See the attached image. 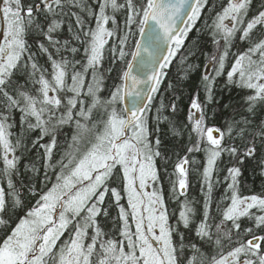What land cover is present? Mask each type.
<instances>
[{
	"label": "snow or ice",
	"instance_id": "1",
	"mask_svg": "<svg viewBox=\"0 0 264 264\" xmlns=\"http://www.w3.org/2000/svg\"><path fill=\"white\" fill-rule=\"evenodd\" d=\"M253 3L221 0L199 28L209 0H0V264H264V190L240 191L249 161L264 177V0L250 15ZM65 25L71 39H61ZM194 30L215 51L199 40L188 47ZM198 52L204 101L195 91L186 122L174 120L179 84L170 82L172 101L161 98L153 115L166 70L178 60L186 79ZM106 60L125 65L110 88ZM225 72L228 85L247 91L239 107L222 105L230 112L222 127L209 126ZM162 125L188 143L174 171L164 168L167 199ZM201 152L198 210L189 154ZM225 154L226 192L214 202Z\"/></svg>",
	"mask_w": 264,
	"mask_h": 264
},
{
	"label": "trees",
	"instance_id": "2",
	"mask_svg": "<svg viewBox=\"0 0 264 264\" xmlns=\"http://www.w3.org/2000/svg\"><path fill=\"white\" fill-rule=\"evenodd\" d=\"M221 3V0H209V4L206 6L203 14H202V20L197 22V25L199 28L204 27V21L207 20L209 23L211 22V17L214 15V12L218 10V5ZM261 7V0H254L252 12L250 15L255 14V12ZM61 39H71L70 34L67 31V25H65L64 31L61 34ZM199 40V47L204 52L212 53L215 51V45L211 42V37L207 35L205 32H197L193 31L189 34V40L186 41V44L188 47H194L192 41ZM114 41L110 40L109 43H113ZM72 43L75 45L76 42L72 41ZM132 43H129L128 51H132ZM243 45L240 44L237 47H234L232 49V52H238L243 50ZM69 58H71V55L69 53H65ZM130 55L126 58L129 60ZM79 58V57H77ZM45 58H40V62L44 63ZM190 63H193L195 65H199L198 68H195L194 70L190 71L188 73V77L186 79L180 80V77L184 75L183 71H181V66L179 64L178 60H174L173 63L169 66V68L166 70L168 75L163 79V82L160 86V92L156 94V97L153 101V112L152 114H155V110L157 107H159L161 98H163V102L165 105H168L173 98V93L171 90H167L168 84L171 82L173 85L179 84V91L175 93V95L180 96V99L176 101L178 105V111L173 117L174 120L179 121L181 123L186 122L187 117V111L190 105V100L195 93V91L199 90L200 93V100L201 102L204 101V92L202 88H199L200 85V75L204 71V64L207 62L205 60V57L201 55L199 52L197 53V56L194 58H191ZM232 62V57L230 56L229 60L226 61V70L230 67V64ZM46 67L48 65H45ZM105 68L112 67L113 71L108 75L106 79V84L110 88L114 83H118V75L120 72L124 69L125 65L120 63L119 61H116L115 63H110L109 60L105 61ZM227 77L226 72L224 75L219 77L216 81V88H215V97L216 99L220 100V105H216L213 103L212 105H209V111H208V124L209 125H216L218 127H222L227 117L230 115V112L228 110H224L222 108V105L224 103H231L239 107L241 104H243L242 97L245 95L247 90H241L236 88L235 86L228 85L226 83ZM107 95V92L104 93ZM216 109V115L212 116V109ZM167 114V113H166ZM162 128V141H163V148L162 151L164 152L165 156L168 157V163L164 164L163 161L158 160V167L161 169V174L163 176V183H164V190L165 195L167 199V194L170 188L168 178L167 176H164V168H167V171L169 174H171L174 171V164L177 162V153L180 156H183L186 154V147L188 146L187 143V136L183 137H172L170 133H167V127L165 125L161 126ZM61 143L63 144L64 137H61ZM42 153V150H34L31 154L33 159H36L37 167H40V160L37 159L39 155ZM190 159L194 156L197 163L195 165L190 166V173H189V181H190V187L188 190V197L194 201H198L195 206L197 209H201L203 205V193L201 192V184H200V177L194 169L199 168L202 172V166L204 163V155L203 153H194L189 154ZM231 166L228 163V157L225 154L222 157V162L218 165V175L220 178V184L216 185L213 190V201H219L221 198L225 195L226 192V182L223 180V177L227 175L226 173V167ZM254 165L252 162H248L242 169L243 175L241 177V194L243 195H249L252 193H261L262 190H264V177H261L259 175V169H254ZM42 178V174H41ZM40 185H38L39 187ZM112 186L115 187H121L119 181L114 182ZM109 199V198H106ZM183 199V198H182ZM31 203H34V201H31ZM122 203L126 205V199L122 200ZM170 210L173 207L171 204L169 205ZM213 208H215V203L213 204ZM117 209L114 206H111L109 208L110 217L106 221V230L111 231L112 230V218H115L117 216ZM21 215L23 213H20ZM102 223L104 222V218H101ZM195 222V221H194Z\"/></svg>",
	"mask_w": 264,
	"mask_h": 264
},
{
	"label": "water",
	"instance_id": "3",
	"mask_svg": "<svg viewBox=\"0 0 264 264\" xmlns=\"http://www.w3.org/2000/svg\"><path fill=\"white\" fill-rule=\"evenodd\" d=\"M181 26H183V25H181ZM138 39H139V37H138ZM134 50V49H133ZM132 60V57L130 58V61ZM132 63H133V65H134V69H133V71H134V74H135V64H136V61H132ZM146 86H141V89L143 90L144 88H145ZM129 103H130V98H126V100L124 101V103H123V107H127V106H129Z\"/></svg>",
	"mask_w": 264,
	"mask_h": 264
},
{
	"label": "bare ground",
	"instance_id": "4",
	"mask_svg": "<svg viewBox=\"0 0 264 264\" xmlns=\"http://www.w3.org/2000/svg\"><path fill=\"white\" fill-rule=\"evenodd\" d=\"M137 39H138V37H137ZM134 49V46L132 47V50ZM130 58H131V55H130V57H129V61H130ZM204 71H205V69H204ZM203 71V72H204ZM209 126H211V125H209Z\"/></svg>",
	"mask_w": 264,
	"mask_h": 264
},
{
	"label": "rangeland",
	"instance_id": "5",
	"mask_svg": "<svg viewBox=\"0 0 264 264\" xmlns=\"http://www.w3.org/2000/svg\"><path fill=\"white\" fill-rule=\"evenodd\" d=\"M0 27H2V22H0ZM147 190H151V189L149 188V189H147Z\"/></svg>",
	"mask_w": 264,
	"mask_h": 264
}]
</instances>
